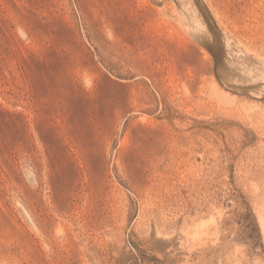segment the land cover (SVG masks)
Returning <instances> with one entry per match:
<instances>
[{"label": "rangeland", "instance_id": "374dc122", "mask_svg": "<svg viewBox=\"0 0 264 264\" xmlns=\"http://www.w3.org/2000/svg\"><path fill=\"white\" fill-rule=\"evenodd\" d=\"M264 0H0V264H264Z\"/></svg>", "mask_w": 264, "mask_h": 264}, {"label": "bare ground", "instance_id": "6f19581e", "mask_svg": "<svg viewBox=\"0 0 264 264\" xmlns=\"http://www.w3.org/2000/svg\"><path fill=\"white\" fill-rule=\"evenodd\" d=\"M262 227H263V229H264V222L262 223Z\"/></svg>", "mask_w": 264, "mask_h": 264}]
</instances>
